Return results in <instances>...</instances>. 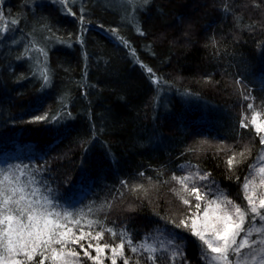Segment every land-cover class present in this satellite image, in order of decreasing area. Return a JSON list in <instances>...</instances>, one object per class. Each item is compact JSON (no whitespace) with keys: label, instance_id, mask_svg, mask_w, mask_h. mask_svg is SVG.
Here are the masks:
<instances>
[{"label":"trees","instance_id":"16d2710c","mask_svg":"<svg viewBox=\"0 0 264 264\" xmlns=\"http://www.w3.org/2000/svg\"><path fill=\"white\" fill-rule=\"evenodd\" d=\"M0 12V173L34 178L50 210L91 233L85 248L97 220L126 234L130 263L153 264L127 239L169 244L155 264H206L197 237L170 217L169 191L174 176L191 175L189 188L247 206L241 186L264 144L240 122L252 115L244 95L264 102V0H0ZM44 113L57 121L29 122ZM199 140L230 144L218 152ZM233 151L244 154L230 167ZM111 257L106 248L103 264Z\"/></svg>","mask_w":264,"mask_h":264},{"label":"snow or ice","instance_id":"6c2138e0","mask_svg":"<svg viewBox=\"0 0 264 264\" xmlns=\"http://www.w3.org/2000/svg\"><path fill=\"white\" fill-rule=\"evenodd\" d=\"M61 4H67V0H58ZM150 0H142V3L147 5ZM75 15L74 13H69ZM3 19V13L0 12V20ZM83 21V16L80 17ZM12 25L18 23L13 19L10 21ZM7 25L0 27V34L6 32ZM115 33V29L112 30ZM141 35L144 33L141 31ZM127 46V42H124ZM41 52L43 50L41 49ZM147 71L151 74L152 69L148 68ZM44 83L47 84L49 76L47 72L42 73ZM239 84L240 82L237 81ZM245 100L253 99L250 94L244 95ZM247 109L253 110V116L251 118V125L254 126L257 135L264 132V124L257 123V118L260 113L255 112L252 103L247 104ZM56 122V117H50L47 113L42 115H36L32 118L30 123H44V122ZM240 126L246 128L249 124H246L244 119L241 120ZM260 143L264 144V136L260 137ZM243 152L240 153L243 156ZM264 160V157H261ZM232 159L228 160V164L231 167L233 165ZM259 174H264V167L259 169ZM0 264H85L81 258L80 252L70 247L73 244H79L83 250V257L88 260H92L94 264H103L101 254L105 249H109L112 253L111 264H117V258L122 260V264H129L130 258L124 254L126 234L121 232L117 233L112 228H105L100 221L88 220L87 226L93 228L95 225H101L100 230L95 232V236L91 237L96 240V244L88 243L87 248L84 247L80 241L86 239V236H91V233H85L83 228L80 227L81 221L79 218H75L73 213L65 211L63 213L54 212L52 209V200L40 192L38 187H30L32 183H35L33 178L30 182H24L21 177L25 175L23 171H20V175L10 176L7 173H0ZM199 180H207L208 174L199 175L196 174ZM179 184L183 186L185 191H188L187 181L193 179L191 175L184 177H173ZM260 183L264 185V175H261ZM253 184V180L247 179L243 184V190L245 192V199L247 206L241 208L240 205L235 204L233 201L224 197L223 203L225 205H231L235 213V218L229 212H225L223 215L216 218V223L212 224L210 238L206 237L204 231H197L195 220L192 222L191 231L196 236L202 245L206 246L205 251H210L215 255L205 256L208 260V264H248V259L245 258V254L242 251L247 248L249 250L248 258L252 261L257 259L258 253H264V239L256 240L250 239L254 234H264V195L259 198L257 205L255 197V188L252 189V194H249V187ZM142 187V186H137ZM190 195L194 194L197 201L202 197L199 194V189L193 185ZM179 195V193H177ZM220 196L216 197V200H220ZM184 204H189V200L181 197ZM215 203V201H211ZM197 209L201 206L199 203L195 205ZM91 211V209H89ZM205 216L207 212L205 211ZM261 222V226H256V221ZM247 221V224H246ZM72 224L79 228L80 235L77 236L73 232L72 227H68ZM181 224H184L181 221ZM178 227L180 225H177ZM187 227V225H184ZM209 227L208 225L205 226ZM109 233L112 237L119 236V243L113 246L109 243L101 244L100 240L104 238V233ZM243 233V235H241ZM239 237V240H238ZM59 245V248L55 247ZM127 247L132 253H138L141 249L149 252L147 259L155 264L156 256L154 255L158 248L156 246L143 244L139 246H133L131 239H127ZM88 249H94L96 255L93 256ZM172 257L175 258L178 253L172 252ZM230 257H239V259H232ZM136 264H140L137 260ZM259 264H264V256L259 259Z\"/></svg>","mask_w":264,"mask_h":264},{"label":"rangeland","instance_id":"374dc122","mask_svg":"<svg viewBox=\"0 0 264 264\" xmlns=\"http://www.w3.org/2000/svg\"><path fill=\"white\" fill-rule=\"evenodd\" d=\"M160 91H161V89H160ZM253 99H254V97H253ZM251 102H253L254 104L257 103V102L255 103V99L253 101L251 99L249 101V103H251ZM254 110H255V112L260 113V115L257 118V123L264 124V102L261 104V106L257 103V105L254 107ZM251 111H252V115L249 116V118L245 121V123L249 124V128H251V130L256 135L257 141L260 142V137L264 136V132L260 133L259 135H257V133L255 132L254 126L251 125V123H250L251 118H252V116L254 114L253 110H251ZM229 144L228 143L226 144L225 142H221V141H219L218 143L205 141V140L197 141V145L198 146H200V147H216L218 149V152L225 151V150H222V149L220 150L219 148H226ZM241 152H243V151H241ZM241 152L239 151V152L235 153L233 151V153H231L230 155H234L233 157L236 158V154H240ZM233 157H231L230 159H232ZM237 157H238V155H237ZM261 157H264V147H259L255 151L253 157L251 158V160H250V162L248 164L250 170H249L248 174L246 175L247 179L253 180V184L250 185V187H249V194H252V189L255 188V197H254V199H256L257 205L259 203L260 196L264 195V185H262L260 183L261 175H264V174H259V169L261 167H264V160H262ZM246 178L244 179V183L246 181ZM197 180L198 179H194L193 178V179L189 180L188 182H190L191 184H196ZM172 186H174V187H170V191L169 192H170L171 196L176 200L177 206L175 208L173 207L172 209H170V212L172 211L170 217H172L173 220L175 222H178L182 227L188 229V231H190L191 233H192L191 226H192L193 220H195L196 230L197 231H204L206 237L210 238V232H211V227L210 226L212 224L216 223V218L218 216L223 215L225 212H229L235 218V213H234V210L232 209V206L231 205H225L222 202L224 197L220 198V200H216V198H209L208 196L207 197L204 196L199 191V194L200 195L202 194L201 195L202 199L197 201L195 199V195L194 194H192V195L189 194L191 188L188 187V191H185L183 189V186L181 184H179L177 181ZM241 189H242V191H244L243 190V185L241 186ZM177 193H179V195H177ZM181 197H183L184 199L189 200V204H184L182 199H181ZM227 199L231 200L235 204H237L229 196L227 197ZM211 201H215V203H212ZM197 203H199L200 206H201L199 209H197L195 207V205ZM188 205L189 206L192 205L191 206L192 209L191 208L188 209V207H189ZM205 211L207 212V216H205ZM261 211L264 212V210H261ZM181 221H183L184 224H181ZM246 224H247V221H246ZM184 225H187V227H185ZM206 225H208L209 227L206 228L205 227ZM256 226L257 227L261 226V222L259 220L256 221ZM241 235H243V233ZM250 239H256V240L264 239V234H261V235L254 234ZM167 240H170V239L167 238ZM238 240H239V237H238ZM142 242L145 243V244L146 243L150 244L145 238L142 239ZM155 242H156V244H154V246H156L158 249H161L162 251L167 250V246L169 244L161 243V241H155ZM172 242H173V239H172ZM199 243H200V248H199L200 249V253L199 254H200L201 260L203 262H205L206 264H208V260L205 259V256H209L210 257L211 255H215V254L211 253L210 251L206 252L205 251L206 246L202 245V242L200 240H199ZM113 246H115V244H113ZM260 247H264V245H261ZM242 251L245 254V258L248 259V264H259L260 257L264 256V253H258L257 259L255 261H252V260H250L248 258L249 250L247 248H245ZM170 254H172V252H170ZM230 258L239 259V257H230ZM129 264H133V263L129 262Z\"/></svg>","mask_w":264,"mask_h":264}]
</instances>
